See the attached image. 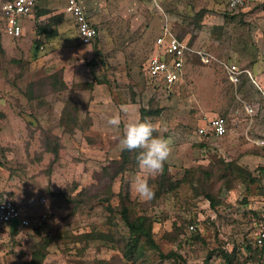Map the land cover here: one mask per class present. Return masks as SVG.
Here are the masks:
<instances>
[{
	"label": "rangeland",
	"instance_id": "rangeland-1",
	"mask_svg": "<svg viewBox=\"0 0 264 264\" xmlns=\"http://www.w3.org/2000/svg\"><path fill=\"white\" fill-rule=\"evenodd\" d=\"M84 1L98 29L88 47L57 6L64 0L22 18L25 30L14 39L0 15V172L11 183L8 199L32 215L49 214L40 229L6 224L0 264H226L223 254L232 251L234 264H254L242 246L252 244L254 214L264 217V0L237 12L225 0ZM42 23L55 35H38ZM164 24L193 49L171 91L154 89L144 75ZM231 64L248 71L237 84ZM140 108L158 110L147 121L173 141L165 163L168 181H178L171 190L134 155L124 169L116 164L124 127L139 121ZM116 116L119 126H110ZM213 116L226 119L227 134L198 137ZM138 176L153 199L133 191ZM121 202L131 218L151 220L159 250L142 240L140 254L128 252Z\"/></svg>",
	"mask_w": 264,
	"mask_h": 264
},
{
	"label": "built area",
	"instance_id": "built-area-1",
	"mask_svg": "<svg viewBox=\"0 0 264 264\" xmlns=\"http://www.w3.org/2000/svg\"><path fill=\"white\" fill-rule=\"evenodd\" d=\"M39 0H0V15L5 23V33L12 37H20L23 33L21 19L30 16ZM155 1V0H153ZM227 8L232 12L244 9L248 4L258 0H226ZM66 11L71 23L76 29L79 43L90 46L98 36V29L92 24L79 0H67ZM193 52L188 43L179 39L172 33L168 24L161 27V32L154 40V51L149 56L145 67V78L149 86L154 89L172 88L180 81L183 75L187 54ZM202 61L208 62L206 53L196 51ZM229 79L237 84L240 75L247 70H240L235 64L226 65ZM254 82V81H253ZM227 121L222 116H213L204 120L197 128L196 134L202 138H223L227 134ZM40 206H46L48 200L45 196L38 199ZM49 219L47 211L32 215L23 211L11 199L0 201V238L6 224L16 222L20 227L40 229ZM252 243L261 253V263L264 264V217L258 222L253 231ZM249 264V263H248ZM257 264V263H254Z\"/></svg>",
	"mask_w": 264,
	"mask_h": 264
},
{
	"label": "clouds",
	"instance_id": "clouds-1",
	"mask_svg": "<svg viewBox=\"0 0 264 264\" xmlns=\"http://www.w3.org/2000/svg\"><path fill=\"white\" fill-rule=\"evenodd\" d=\"M128 105H121L122 112L128 111ZM107 123L118 127L120 118L111 117ZM158 131L156 125L149 121H130L124 127L123 136L119 140L118 148L123 151H138V167L147 172L149 176L159 175L164 164L169 160L173 152V141L162 135H154ZM132 189L141 200H151L155 192L149 182L138 176L132 183Z\"/></svg>",
	"mask_w": 264,
	"mask_h": 264
},
{
	"label": "trees",
	"instance_id": "trees-1",
	"mask_svg": "<svg viewBox=\"0 0 264 264\" xmlns=\"http://www.w3.org/2000/svg\"><path fill=\"white\" fill-rule=\"evenodd\" d=\"M225 3L227 5L226 0H225ZM36 32L38 35L42 34L45 37H52L55 35V32L51 31L49 26L45 23L37 25L36 26ZM179 39L184 40L180 37H179ZM94 40L92 41V43L94 42ZM35 45H36L35 51H38V49L41 45V41L36 40ZM188 46L191 48L190 44H188ZM97 54H99L98 51H96V55ZM191 54L192 53L187 54V60ZM158 112H159L158 110L153 111L151 109L140 108V110H139V113H140L139 121H147L151 115L158 114ZM154 135H156V133H154ZM138 154H139L138 151H132V152L123 151V152H121L120 161H117L116 164H118L120 169H124L125 165L130 160V156L134 155L135 159L137 160ZM54 155H57L56 149L54 150ZM230 165L232 166L233 163H230ZM234 168L236 169L237 173H239L240 175H243V174L250 175V173H248L246 170H244V169H242L236 165ZM259 171H260V173H262V176H264V167L260 168ZM159 178H160L159 186L161 189L171 190L172 188L176 187L178 184V181H175V182L174 181L173 182L168 181L166 164H164L163 170L160 173ZM259 178H260V176H259ZM259 178L250 176V181L259 182L260 181ZM262 191H263V196H264V185H263ZM208 198L211 199L210 196H208ZM120 209H121V211H120L121 218L124 221V223L128 229V233H129V237H128L129 240L127 241V245H126L128 252L132 255L137 253V252H139V254H140L139 250L141 248H139V246H141L140 244H143V243L149 249L159 250L158 245L154 242L153 237H152V222H151V220L146 215H140V216H137L135 218H131L129 213H128V208L123 202H121V208ZM254 215L257 217L258 222L262 221V219H263L262 217H259L258 214H254ZM142 240H143V243H142ZM242 247L245 250V254H247V255H245L246 260L248 258H252L255 260V263H257V264L261 263V253H260L258 248L254 247L253 243L252 244L247 243V244L243 245ZM232 254H234L233 251L229 254H227V253L223 254V256L226 260V264H234L232 262ZM171 256H175V254L170 253V254L166 255V257H171ZM208 258L209 257L206 258V261L208 260Z\"/></svg>",
	"mask_w": 264,
	"mask_h": 264
},
{
	"label": "crops",
	"instance_id": "crops-1",
	"mask_svg": "<svg viewBox=\"0 0 264 264\" xmlns=\"http://www.w3.org/2000/svg\"><path fill=\"white\" fill-rule=\"evenodd\" d=\"M50 1H52V0H39L38 2H37V4H36V6L34 7V9H33V11H32V13L30 14V16H28V17H25V19H34L35 18V13L37 14V15H40V16H43V15H45V13L47 12V11H45V10H38V9H40V8H49V3H50ZM79 2L81 3V5L83 6V8L85 9V11H86V4H87V2L86 1H84V0H79ZM56 3H57V1H56ZM64 6L63 5H59V4H61V3H58V7L61 9V8H63V12L65 13V15L68 17V19H69V21L71 22V19H70V16H69V14L67 13V11H66V4H67V0H64ZM94 8V7H93ZM87 13V12H86ZM87 15H88V18H89V20H90V22L92 23V24H94L95 25V23H94V20H93V17H91V16H89V14L87 13ZM22 29H23V31L25 30V27L24 26H22ZM22 35H23V33H22ZM10 37V36H9ZM10 38H12V37H10ZM78 38V37H77ZM12 39H14V38H12ZM82 46H84V45H82ZM84 47H88V46H84ZM3 100L1 101V103H0V105H2L3 104ZM10 185H11V183H10V181H6V179H5V177L3 176V174L0 172V192L1 191H5L6 192V196H4L3 197V200L4 199H8L7 197H9L8 195L10 194L8 191H7V189L9 190L10 189ZM8 193V194H7ZM2 200V199H1ZM0 200V201H1ZM9 224H11L12 226H11V228L12 229H17V227H20L16 222H12V223H9ZM6 226V225H5ZM5 228V227H4ZM21 228H23V227H21ZM24 229H28V228H24ZM3 233H4V229H3ZM2 236H3V234H2Z\"/></svg>",
	"mask_w": 264,
	"mask_h": 264
}]
</instances>
